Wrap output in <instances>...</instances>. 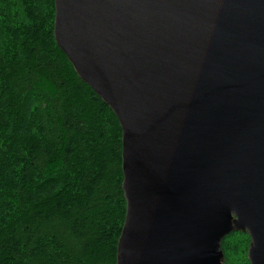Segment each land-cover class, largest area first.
Here are the masks:
<instances>
[{
	"label": "water",
	"instance_id": "95a60500",
	"mask_svg": "<svg viewBox=\"0 0 264 264\" xmlns=\"http://www.w3.org/2000/svg\"><path fill=\"white\" fill-rule=\"evenodd\" d=\"M54 37L122 128L116 264H264V0H55Z\"/></svg>",
	"mask_w": 264,
	"mask_h": 264
},
{
	"label": "trees",
	"instance_id": "16d2710c",
	"mask_svg": "<svg viewBox=\"0 0 264 264\" xmlns=\"http://www.w3.org/2000/svg\"><path fill=\"white\" fill-rule=\"evenodd\" d=\"M55 0H0V264H116L122 128L54 37ZM250 236L222 242L247 264Z\"/></svg>",
	"mask_w": 264,
	"mask_h": 264
},
{
	"label": "flooded vegetation",
	"instance_id": "af4514ba",
	"mask_svg": "<svg viewBox=\"0 0 264 264\" xmlns=\"http://www.w3.org/2000/svg\"><path fill=\"white\" fill-rule=\"evenodd\" d=\"M249 259V258H248ZM248 264V263H247Z\"/></svg>",
	"mask_w": 264,
	"mask_h": 264
}]
</instances>
